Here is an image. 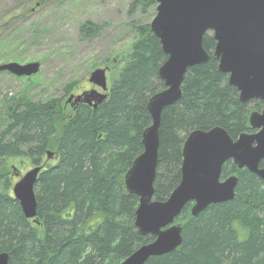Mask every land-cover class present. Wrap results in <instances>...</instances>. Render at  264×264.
I'll return each mask as SVG.
<instances>
[{"label": "trees", "instance_id": "trees-1", "mask_svg": "<svg viewBox=\"0 0 264 264\" xmlns=\"http://www.w3.org/2000/svg\"><path fill=\"white\" fill-rule=\"evenodd\" d=\"M28 2L22 16L38 3ZM156 6V0H133L129 10L155 14ZM133 28L136 37L124 64L96 108L81 103L66 115L61 98L33 102L25 97L5 107L1 162L23 157L43 167L34 185L35 219L24 216L12 194L0 193V253L7 252L11 264H120L154 240L135 226L139 198L127 190L125 175L144 151L143 133L152 124L148 102L166 88L159 69L168 56L148 22ZM102 30L92 22L79 28L84 38L97 37ZM9 38L0 39V48L15 43ZM203 45L209 60L188 69L181 99L161 114L154 182L158 201L167 200L181 181L189 133L219 126L236 140L241 133L255 132L249 116L263 108L260 99L240 101L239 91L213 57L211 31ZM77 85L70 83L65 92L72 93ZM52 150L54 163L46 160ZM232 175L238 177L235 198L212 204L198 216L189 202L175 220L182 226L181 246L145 264H264V180L228 160L221 179ZM5 177L0 173V180ZM4 184L9 188V180Z\"/></svg>", "mask_w": 264, "mask_h": 264}, {"label": "water", "instance_id": "water-1", "mask_svg": "<svg viewBox=\"0 0 264 264\" xmlns=\"http://www.w3.org/2000/svg\"><path fill=\"white\" fill-rule=\"evenodd\" d=\"M156 1V14L150 27L168 56L159 69L166 88L149 99L152 124L143 133L144 151L125 175L127 190L139 198L135 226L141 235H152L154 240L137 248L120 264H145L153 256L177 250L182 244V226L175 220L189 202L193 203V216H198L212 204L234 199L238 177L221 179L223 165L228 160L264 180L263 105L261 111L249 116L255 132L241 133L236 140L219 126L189 133L182 150L179 185L167 200L154 199L161 114L165 107L181 99L188 69L209 60L203 45L206 32L214 35L213 57L219 60L221 72L228 74L229 84L239 91L240 101H264V0ZM40 68L39 62L0 64V72L19 77L34 76ZM106 72V68H97L89 76V82L102 92L91 89L78 96L71 95L68 101L74 99L76 104L86 103L96 108L108 97ZM46 155L47 161L54 157L51 151ZM42 169V166L33 167L13 187L14 198L27 219L37 216L34 185ZM0 264H11L7 252L0 253Z\"/></svg>", "mask_w": 264, "mask_h": 264}, {"label": "rangeland", "instance_id": "rangeland-1", "mask_svg": "<svg viewBox=\"0 0 264 264\" xmlns=\"http://www.w3.org/2000/svg\"><path fill=\"white\" fill-rule=\"evenodd\" d=\"M28 1L38 2L0 0V28L3 25L0 39L12 35L9 39L15 41H10V47L0 48V64L12 61L3 59L4 55L16 56L13 61L21 64H41L40 71L31 79L0 72V134L4 130L5 107L22 97L33 102L61 98L64 113L73 114L76 108L67 104L71 94L87 90L91 86L90 73L106 65L109 93L113 76L123 66V56L128 54L136 37L133 24H150L156 14L151 11L146 15L139 9L130 11L133 0H41L22 16ZM84 22L101 25L103 30L97 37L84 38L79 31ZM73 82H78V89L66 93V86ZM55 158L56 155L50 161L54 163ZM0 163V173L6 176L4 182L9 180V188L0 180V193L14 196V185L35 166L23 157L2 162L0 159Z\"/></svg>", "mask_w": 264, "mask_h": 264}, {"label": "flooded vegetation", "instance_id": "flooded-vegetation-1", "mask_svg": "<svg viewBox=\"0 0 264 264\" xmlns=\"http://www.w3.org/2000/svg\"><path fill=\"white\" fill-rule=\"evenodd\" d=\"M90 83V82H89ZM91 84V83H90ZM92 86V87H91ZM91 86H89V88L87 89V90H85V91H82V92H80L79 94H71V95H74V96H78V95H80V94H82V93H84V92H87V91H90L91 89H96L97 87L95 86H93L92 84H91ZM97 89H100L99 87L97 88ZM99 92H100V90H98ZM75 101H74V99H71L70 101H67V104H70L71 106L73 105L74 106V108H77V106L79 105V104H81V103H78V104H76V103H74ZM89 105V104H88ZM264 105V104H263Z\"/></svg>", "mask_w": 264, "mask_h": 264}]
</instances>
